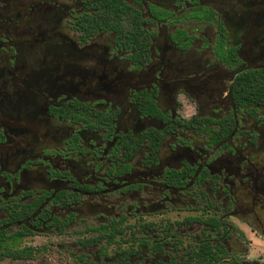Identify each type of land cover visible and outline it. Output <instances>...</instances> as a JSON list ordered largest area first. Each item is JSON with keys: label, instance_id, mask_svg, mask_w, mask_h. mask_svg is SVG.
Returning a JSON list of instances; mask_svg holds the SVG:
<instances>
[{"label": "flooded vegetation", "instance_id": "af4514ba", "mask_svg": "<svg viewBox=\"0 0 264 264\" xmlns=\"http://www.w3.org/2000/svg\"><path fill=\"white\" fill-rule=\"evenodd\" d=\"M262 82L264 0H0V264H264Z\"/></svg>", "mask_w": 264, "mask_h": 264}, {"label": "trees", "instance_id": "16d2710c", "mask_svg": "<svg viewBox=\"0 0 264 264\" xmlns=\"http://www.w3.org/2000/svg\"><path fill=\"white\" fill-rule=\"evenodd\" d=\"M259 79L262 80L261 77ZM262 83H264V82H262ZM15 254H16V252L15 253H13V252L5 253L6 256L11 257V258H13Z\"/></svg>", "mask_w": 264, "mask_h": 264}, {"label": "rangeland", "instance_id": "374dc122", "mask_svg": "<svg viewBox=\"0 0 264 264\" xmlns=\"http://www.w3.org/2000/svg\"><path fill=\"white\" fill-rule=\"evenodd\" d=\"M36 242L42 243V242H44V238H38V239L36 240Z\"/></svg>", "mask_w": 264, "mask_h": 264}]
</instances>
